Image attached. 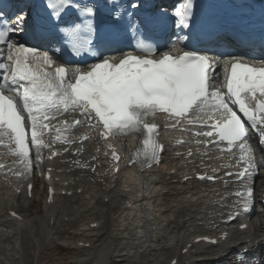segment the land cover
<instances>
[{
	"label": "snow or ice",
	"instance_id": "obj_1",
	"mask_svg": "<svg viewBox=\"0 0 264 264\" xmlns=\"http://www.w3.org/2000/svg\"><path fill=\"white\" fill-rule=\"evenodd\" d=\"M102 7L106 16L100 18V27L130 36L134 43L127 50L115 49L111 42H97ZM141 7V0H103V4L100 0H46V19L29 24L27 7L0 0V147L16 157L14 169L8 171L23 179L45 159L79 156L85 142L93 139L92 132L107 145L105 155L110 157L113 177L122 171L123 156L108 143L111 137L139 134L141 143L126 166L139 165L141 172L159 167L165 150L160 142L161 124L156 121L159 113L166 128H197L192 143L233 158L231 166L236 170L226 171L225 176L234 177L242 190L235 191L236 211L226 222L250 217L257 210L264 216V194L258 200L256 193L264 166L260 162L264 161V59L221 50L218 37L226 21L204 0H180L170 14L177 29L187 34L174 35L163 44L151 32L169 15L168 9L160 8L156 17L142 19ZM253 15L251 11L245 14L243 5H238L234 18L251 25ZM259 18V44L264 48V0H259ZM189 41L204 47L185 50L177 46ZM94 46L109 54L93 52ZM213 51L218 54L211 55ZM67 52L77 58L91 54L94 60L74 61ZM81 127L88 131L78 137L69 134ZM257 146L262 153L259 158ZM192 155L189 148L187 156ZM95 160L97 156L73 163L95 174ZM51 173L50 168L49 180ZM195 178L218 179L207 173H197ZM190 179L182 177L185 182ZM27 188L31 194L33 185L29 183ZM48 192L51 203L54 189L50 186ZM11 215L20 219L16 212ZM247 227L239 224L241 230ZM230 240L229 232L223 231L217 237L198 236L195 242L217 246L212 259H223L225 264H264V240L249 238L242 244ZM255 249H261L259 259Z\"/></svg>",
	"mask_w": 264,
	"mask_h": 264
},
{
	"label": "bare ground",
	"instance_id": "obj_2",
	"mask_svg": "<svg viewBox=\"0 0 264 264\" xmlns=\"http://www.w3.org/2000/svg\"><path fill=\"white\" fill-rule=\"evenodd\" d=\"M68 119L70 121L72 117ZM158 123L161 124L160 141L165 143L163 162L159 167L146 168L143 172L136 166L121 167L119 176L113 177L95 132L91 133L93 139L83 145L81 155L63 154L51 161L45 159L44 168L52 169L51 182L58 191L71 193L57 196L50 205L44 202L46 196L41 200L37 198L35 188L29 198L21 192L23 179L8 171L14 169L16 157L9 155L8 149L0 148L1 161L6 164L0 168V264L22 263L24 233H29L38 246L40 242L45 245L56 242L55 236L63 232L85 239L74 241L68 237L64 245L81 249L77 242L89 243V247L84 249L88 255L85 262L92 259L93 264H106L114 256L118 263L155 264L166 247L176 248L178 241L187 239L192 232L202 229L213 232L222 225L225 213L235 208L236 200L231 191L234 184L223 181L211 185L193 180L180 182L179 174L191 169L216 171L230 165L231 156L213 148H209L207 154L196 148L195 155L189 158L175 155L178 147L171 148V136L175 130L164 129L160 119ZM86 131V127H81L69 134L78 137ZM114 142L118 149H123L124 155L135 143L132 136L115 139ZM44 155L47 156L46 149ZM92 156H97L93 162L97 166L95 174L73 163L76 160L81 163L91 161ZM261 168L257 190L264 194V182H261L264 181V167ZM37 201L40 202V217L38 213L33 216L20 213L27 207L21 203L31 205ZM109 206L111 208L105 210ZM8 209L16 211L22 219H11L7 215ZM106 211L111 214V228L108 236L100 239L104 232L98 233V228L105 225ZM65 217L67 220H64ZM51 218L52 226L49 225ZM94 222L98 223V227L91 228L90 224ZM36 226L39 236L35 235ZM249 238L264 240V217L259 219V225L252 222L245 230H234L230 242L242 244ZM182 247L183 244L179 251ZM256 250H259L256 256H260L261 249ZM192 251L181 257L180 264H194L195 260L199 264H225L223 259H212L216 248L211 252H206L205 248ZM199 255L203 256L195 259Z\"/></svg>",
	"mask_w": 264,
	"mask_h": 264
},
{
	"label": "rangeland",
	"instance_id": "obj_3",
	"mask_svg": "<svg viewBox=\"0 0 264 264\" xmlns=\"http://www.w3.org/2000/svg\"><path fill=\"white\" fill-rule=\"evenodd\" d=\"M37 193V198L41 200L43 198V193H39L38 189L36 190ZM23 206L26 205L27 207H25V211L22 212V214H27V215H32L35 214L37 215V213L40 215V202L37 201L31 205L25 204V203H21ZM22 207V206H21ZM110 209L111 207H105V210ZM33 216V215H32ZM105 225L100 229L101 232H104V235L100 238V239H104L108 236L109 233V229L111 228V214L109 213V211H106L105 213ZM66 218V217H65ZM256 217H253V220ZM108 225L107 229L105 228ZM36 230V236H39L38 232H39V228L36 226L35 227ZM62 234V235H61ZM66 232L63 233H58L59 236V240L57 241V243H53L55 241H52L50 244L45 245L44 243L40 242V245L36 246L35 244V240L31 238V235L29 233H24L25 238L23 239V249H24V255H23V260L21 264H78V263H83V264H93V260L92 259H86L87 261L85 262V257H88L87 252L84 249H80L81 252L79 250H73V249H69V248H65L63 246V244L65 243V238L67 237ZM70 238H74L76 236H70V234H68ZM80 237H76V239H78ZM34 240V241H33ZM68 240V239H67ZM71 240V239H70ZM34 244V245H33ZM68 246V245H66ZM37 247V248H36ZM70 247V246H68ZM172 250H168L166 253L164 251H162L161 253V262H157V264H167L170 255L172 254ZM259 253V250H256V254ZM258 258L260 256H257ZM256 257V258H257ZM77 258H80L79 260ZM85 262V263H84ZM118 263V262H117ZM115 262L112 261L111 264H117ZM119 264H125V263H119ZM156 264V263H155Z\"/></svg>",
	"mask_w": 264,
	"mask_h": 264
}]
</instances>
